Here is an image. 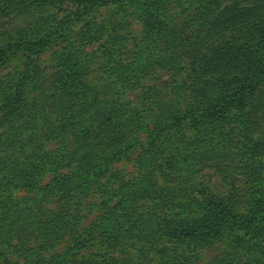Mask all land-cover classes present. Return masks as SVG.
I'll return each instance as SVG.
<instances>
[{
    "label": "rangeland",
    "instance_id": "rangeland-1",
    "mask_svg": "<svg viewBox=\"0 0 264 264\" xmlns=\"http://www.w3.org/2000/svg\"><path fill=\"white\" fill-rule=\"evenodd\" d=\"M199 3V0H99L96 3L0 0V202L3 204L0 205V264H264V77L236 123H225L222 129L208 132L205 139L206 136L186 128L184 120L179 133L169 130L167 134L173 153L180 154L174 163L165 162L173 170L164 165L157 172H137L138 155L146 160L142 153L149 140L151 117L155 115L154 98L165 102L176 100L180 108L184 95H188L181 84L195 62L189 58L182 59L180 64L175 62L181 71L174 77L171 72L161 70L159 64L164 53L177 55L179 42L165 46L158 39H147L143 22L151 14L172 20L175 26L181 25L194 10L202 7ZM263 20L264 16L257 20L258 26ZM93 21L111 29L113 45L120 49L118 57L123 63L136 67L140 62L142 74L135 78H140L136 86L126 83L120 86L113 77L114 62L105 53L107 32L98 41L80 39L83 25ZM191 30L192 26L183 29L181 42ZM50 34L46 40L45 36ZM41 37L44 44L32 51L30 44ZM209 42L202 41L200 55H204ZM70 47L78 49L82 58L79 82L83 95L78 104V107L83 105L79 109L83 114L81 121L86 125L91 116L103 112L116 118L110 129L104 132L96 129L87 154L105 156L112 154L114 148L129 147L122 149L124 153L117 156L106 176L85 196H77V201L67 200L65 194L55 195L54 200H41L38 189L22 187L19 182L13 187L10 182L14 176L23 180L30 177V156H47L54 161L59 159L62 142L78 148L73 143L71 129L61 121L60 115L65 112L55 90L56 78L62 71L59 54ZM30 59H35L32 73ZM142 64L149 68L145 70ZM8 98L15 101L10 103ZM5 99L7 107L3 104ZM30 119L34 120L33 124ZM133 127L136 128L132 131ZM15 130H19L18 140ZM52 130L55 133L51 134ZM177 134L181 137L177 138ZM205 140L210 146L205 147ZM185 156L188 161L183 163ZM160 162L163 161L158 160L155 167ZM45 170L40 184L57 174L48 167ZM126 183L128 188L123 192L135 197L132 203L141 218L133 219L136 227L130 235L117 238L107 246L98 236V223L107 214V207L116 204L118 195L114 188ZM103 184L106 187L102 188ZM208 198H213V203H218L228 217L218 225L219 232L213 228L202 239L182 246L173 243L166 235L168 226L181 221L179 225L193 227L194 220L205 213L202 204ZM62 208H75L79 223L71 226L62 239L46 246L40 234L41 224L29 216L37 214L46 223L51 219L50 214H57L54 212ZM241 217L246 224L235 223ZM93 225V232L78 239Z\"/></svg>",
    "mask_w": 264,
    "mask_h": 264
},
{
    "label": "trees",
    "instance_id": "trees-1",
    "mask_svg": "<svg viewBox=\"0 0 264 264\" xmlns=\"http://www.w3.org/2000/svg\"><path fill=\"white\" fill-rule=\"evenodd\" d=\"M92 1L96 3L99 0ZM199 1V4L202 3V7L194 10L190 19L181 25L175 26L172 20H164L151 14L143 22L147 39H158V42L165 46L173 45L174 41L179 42L180 52L177 55L164 53L159 64L161 70L171 72L174 77L181 71L178 65L175 66V62L180 64L182 59L189 58L196 63L193 62L190 65L192 68L187 70L188 75L181 84L183 92H187L188 95H184L183 105L180 108L179 102L176 100L165 102L162 98H154L156 101L152 107L155 108V115L151 117L147 138L149 140L145 142L146 148L142 153L146 160H141V155H138L136 158L137 172L140 170L157 172L165 165L166 160L174 163L176 159H180V154L173 153L172 142L170 143L167 134L169 130L179 133L184 120H186V128L196 131L202 137L206 136L205 139L209 135L208 132L214 133L217 129H222L225 123H236L242 116L244 105L259 88L258 83L264 77V20L260 26H258L260 22L257 21L264 16V0ZM100 4L104 5V2ZM83 26L80 39L85 42L98 41L105 34L104 32H107L108 47L105 53L108 55V59L114 62L113 77L120 86H123L124 83L136 86L140 78L138 80L135 78L138 77V74H142L139 67L140 62L136 63L137 66L134 67L120 60L118 57L120 49L113 45L114 38L111 36V29H105L101 23L95 21L87 22ZM190 26H192V30L188 38L181 42L183 29ZM235 35L238 37L237 39L233 38ZM48 36L50 37L51 34L45 36L46 40ZM43 39L41 37L30 44V49L32 51L39 50L44 44ZM205 39L206 42H210L204 55H200V44ZM137 57L141 58V54ZM34 61L35 59H30L31 73L35 70ZM81 62L82 58L78 49L70 47L67 48V51L62 50L58 58L62 71L58 73L55 86V90L58 91L57 101L63 104L65 112L64 115H60L61 121L68 129H71L75 137L73 143L78 148H70L62 142L63 147L59 150L60 154L57 155L59 159L54 161H50L47 156L37 158L32 155L30 156V177L23 180L19 176H14L15 179L10 182L13 187L19 182L22 183V187L38 189L41 193L39 195L41 200L50 198L54 200L55 195L59 197L65 194L67 200L77 201V196H85L93 185L106 176L111 165L117 161V156L123 154V150L129 147V145H125L124 148H114L112 154L105 156H102V153L87 154L89 151L86 150L91 147L90 140L94 139L96 129L101 132L110 129L116 118L112 119L107 112H103L91 116L86 125L81 121L83 114L79 109L82 110L83 105L78 107L80 96L83 95L81 91L83 86L79 82ZM142 66L145 70L149 68L143 64ZM221 71L226 72L220 74ZM8 99L10 103L15 101V98ZM3 104L4 107L8 106L6 99ZM149 111L153 110L149 109ZM140 119L142 120L143 116ZM33 123L34 120L30 119V124ZM135 128L133 127L132 131ZM18 131L15 130L16 140H18ZM50 133L53 134L55 131L52 130ZM160 137H163L162 141ZM176 137L179 138L181 135L177 134ZM197 140L194 143H197ZM157 141L158 143L160 141L161 144H155ZM204 144L205 147L210 146L206 140ZM186 157L183 158V163L188 161ZM157 159L163 162L155 167ZM169 166H166L168 170ZM46 167L50 172L57 174L46 183L40 184V176L45 173ZM154 168L155 170H153ZM59 169L64 172L58 171ZM171 169L173 170L172 167ZM103 185L102 188L106 187V184ZM133 185L135 187V184ZM125 187L128 188L127 183L114 188L118 195L116 204L107 207V214L98 223V227H100L98 236L102 237L101 240L105 241L107 246L117 238L130 235L132 229L136 227V223L132 222L133 219L141 218V214L137 213L134 203H132L135 201V197L132 194H125L123 192L126 191ZM62 200L64 201L65 198ZM206 200L202 204L205 207V213L200 219L194 220L196 224L193 227H185L184 224L181 226L178 223L181 221L172 222L173 227L168 226L166 235L173 243L182 246L202 239V237L209 236L213 228L219 232L218 225L226 221L227 214L218 203H213V198ZM64 202L68 204V202ZM0 205H3L2 202ZM65 209L62 208L54 212L57 214H50L51 219L46 223H42L43 218H40L39 215L30 214L29 219L41 224L42 232L40 234L46 242V246L62 239L71 226L79 223V217H75L77 210L75 208ZM237 218L235 217V219ZM240 221L235 220V223H247L244 217H241ZM94 226H91L88 231L82 232L78 239L93 232ZM242 229H245V225H242Z\"/></svg>",
    "mask_w": 264,
    "mask_h": 264
}]
</instances>
